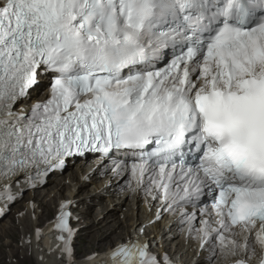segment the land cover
I'll list each match as a JSON object with an SVG mask.
<instances>
[{
  "label": "snow or ice",
  "instance_id": "6c2138e0",
  "mask_svg": "<svg viewBox=\"0 0 264 264\" xmlns=\"http://www.w3.org/2000/svg\"><path fill=\"white\" fill-rule=\"evenodd\" d=\"M88 152L122 155L209 264H264V0H0V195ZM69 208L52 231L77 264ZM85 264L172 261L137 236Z\"/></svg>",
  "mask_w": 264,
  "mask_h": 264
},
{
  "label": "bare ground",
  "instance_id": "6f19581e",
  "mask_svg": "<svg viewBox=\"0 0 264 264\" xmlns=\"http://www.w3.org/2000/svg\"><path fill=\"white\" fill-rule=\"evenodd\" d=\"M78 181L81 182L80 179ZM49 195L51 196L49 200H43L39 204L37 203V199L33 201L34 206L32 208H29L31 200L27 201L26 210L22 211L24 213V216H22L23 219H20L23 225L22 229L19 228V224H16L17 222L13 226H10V221L7 224L5 223L4 230L0 226V239L6 237L4 246L9 249L10 257L13 259L3 263L0 257V264H39L34 259L37 261H46L49 264H55L56 261L54 259H57V264H67V258L61 252L62 244L44 237L45 234L50 232L52 227V218L47 219L51 214L50 209L55 200L52 196V190L48 191L46 197ZM89 196L94 205L101 204L99 200L103 199V197H105V201L110 200L107 196L94 193L89 194ZM46 197H43V199H46ZM108 212L109 214L103 217H97L100 213L98 211L95 212L93 218L92 216H85L86 222H84V225H82L77 233L84 230V234H88L89 240L88 244H86V249H101L106 252L109 248L115 247L120 241L124 240L126 234L123 235L122 232L116 233V223L118 221L114 220L115 213L110 209L106 213ZM110 218L111 220H109ZM110 221L112 222L110 223ZM98 225L100 226L96 229L95 227ZM130 225L133 227L134 221ZM31 229H33L32 233L29 232ZM38 230L42 233L39 238L37 237ZM127 233H129V230ZM96 239H98L97 242H95ZM26 241L30 242V244H25L24 242ZM105 241L107 242L105 243ZM75 251L77 252V249L74 250V254ZM74 259L77 261L75 257ZM77 264H81V262L77 261ZM198 264H201V262Z\"/></svg>",
  "mask_w": 264,
  "mask_h": 264
},
{
  "label": "rangeland",
  "instance_id": "374dc122",
  "mask_svg": "<svg viewBox=\"0 0 264 264\" xmlns=\"http://www.w3.org/2000/svg\"><path fill=\"white\" fill-rule=\"evenodd\" d=\"M53 206L54 205L51 206V209H50L51 214H50V216L47 219H49V218L52 217L53 210H54L53 209ZM24 207H25V203H23V204H21V206H19V210L21 209L23 211L24 210ZM41 209H42V207H41ZM15 213H16V210H15ZM10 215H11L10 226H13L15 224V222H17L16 224H19V228L22 229L23 228V225H22V222L20 221V219H23V218L20 217V216L16 217L14 215V213H10ZM94 216H95V213L92 216V218ZM89 222H91V221H89ZM29 232L32 233L33 232V229H31ZM5 239H6V237L0 239V257L2 258L3 263H6L8 260H13L10 257L9 249H7L4 246ZM21 239H20V241H21ZM29 239H31V238H29ZM88 240H89L88 234L86 235V234H84L82 232L79 233L78 237L76 238V243H75V250L77 249V252H78V253L77 252L75 253L76 259L82 260V259H84L85 257H87L90 254H93V253H102V252L105 251V250H101V249H99L100 251L99 250H88V249H86V244H88ZM97 240L98 239H96L95 242H97ZM106 242L107 241H105V243ZM80 249H81V251H79ZM34 261L37 262V263H39V264H49L46 261H37L36 259H34ZM55 264H57V261L55 262Z\"/></svg>",
  "mask_w": 264,
  "mask_h": 264
}]
</instances>
